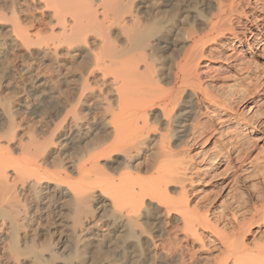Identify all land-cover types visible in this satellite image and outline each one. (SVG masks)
Wrapping results in <instances>:
<instances>
[{"label": "bare ground", "instance_id": "6f19581e", "mask_svg": "<svg viewBox=\"0 0 264 264\" xmlns=\"http://www.w3.org/2000/svg\"><path fill=\"white\" fill-rule=\"evenodd\" d=\"M237 5L0 0V264H264V201L242 223L207 184L262 139L259 99L239 112L197 68Z\"/></svg>", "mask_w": 264, "mask_h": 264}, {"label": "rangeland", "instance_id": "374dc122", "mask_svg": "<svg viewBox=\"0 0 264 264\" xmlns=\"http://www.w3.org/2000/svg\"><path fill=\"white\" fill-rule=\"evenodd\" d=\"M236 3L238 4L239 13L233 14L230 22V27L234 29L232 30L235 34L227 31L221 34L219 40L215 43V50L220 54L211 60H201L197 68L198 73L203 78V82L206 83L213 81L214 79L212 80L211 76H215L219 70L227 73L225 75H228V77L223 84L224 86H217L216 90L220 96L229 100V105L233 109L241 112L243 106L251 100L252 96H256V99H259V105L254 108L256 111L254 109L252 111L250 109V112L246 111V109L242 111V116L246 119L248 118L252 124V122L264 120L263 87H260L258 91H251L253 83H255L253 80L251 82L254 72L256 71L257 74H260L259 81L264 77L262 73V69H264V52L260 47L261 43L264 44V0H236ZM255 42H257V45H255ZM248 43H253L255 47L248 48ZM242 57L244 59L241 60ZM239 62L243 64V69L238 70L235 68V65ZM255 65H258L257 70H254ZM243 74H245V77L242 78ZM230 84H232V87H229ZM240 87H245V90H247L244 92L245 95L244 93L235 95V92ZM198 105L202 112H210L212 110V106L202 100ZM228 117H230V114L226 116V124L230 121ZM260 126L261 131L256 129L257 133L248 134L250 136L259 134L262 139L255 141L254 149L249 154V159L244 163H239L243 166L236 169V176L227 185L225 191L218 183L226 178L225 182L231 179V177H228L229 172L224 169V166H217V169L214 170V175L207 183L208 186L213 187V189L211 188L212 191L210 189L214 199L210 207L212 214H218L219 212L229 214L230 210H239L238 212L241 214L244 212L241 216L239 214V217H241L240 221L242 223L250 222L251 220L248 218L249 211L247 210L254 205L253 202L259 205L264 201V125ZM230 127L231 125L228 126V128ZM212 150H214L213 147L207 151L206 158ZM201 162L199 161V163ZM232 163H235L236 166L239 165L235 158H232ZM252 228L254 229V227ZM260 228L264 230V224ZM260 235L258 233L256 236L258 238L256 239H260ZM252 237L249 235V239H253Z\"/></svg>", "mask_w": 264, "mask_h": 264}]
</instances>
